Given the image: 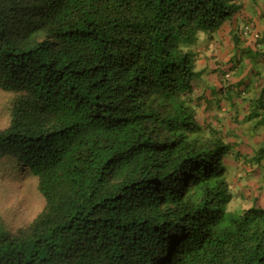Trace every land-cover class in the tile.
Masks as SVG:
<instances>
[{
	"label": "trees",
	"instance_id": "1",
	"mask_svg": "<svg viewBox=\"0 0 264 264\" xmlns=\"http://www.w3.org/2000/svg\"><path fill=\"white\" fill-rule=\"evenodd\" d=\"M238 1L0 0V200L19 182L42 204L0 214V264H264V205L238 189L264 152L223 124L264 122V78L244 109L238 52L217 62L235 94L196 80ZM252 25L234 41L257 52Z\"/></svg>",
	"mask_w": 264,
	"mask_h": 264
},
{
	"label": "crops",
	"instance_id": "2",
	"mask_svg": "<svg viewBox=\"0 0 264 264\" xmlns=\"http://www.w3.org/2000/svg\"><path fill=\"white\" fill-rule=\"evenodd\" d=\"M239 7L238 11L227 19L223 23L222 30L216 33L214 36H217V39H209L208 36H202L198 39L194 47L199 53L198 61H197V69L201 72L197 80V85H200V91L206 85H216L218 88H221V92L224 94L233 93L235 91L232 87H230L229 82L222 81L221 75L218 70L217 62L220 60L228 61L232 57H236V53H239V58L242 59V64L245 66L248 65L250 68L248 73L243 72L242 68L235 73V76L232 77V81L244 80L250 84L248 93L243 92L247 96L244 100H240L239 106L241 109H244L250 104L258 103L257 98L260 97L262 92V78H264V0H240L238 1ZM252 21L257 29L261 32L263 39L261 41V46L259 50L251 51L248 48L247 44L243 40H239V43H235L234 38L236 32L234 34L233 30H237L238 28H242L247 21ZM223 37V38H221ZM224 39V40H222ZM220 40V41H219ZM250 77V79H249ZM210 94V93H209ZM226 108V107H225ZM224 111V109H223ZM245 112V110H243ZM247 112V111H246ZM223 112H221L222 114ZM242 113V111H241ZM255 118L251 119L247 122H223L224 128L226 131H229L228 140L236 143V147L233 149L235 152H244L249 153V151H245L244 148L249 146L250 152H253V155L264 152V122H255ZM234 128V129H233ZM230 131L232 133H230ZM239 143V144H238ZM237 152V153H238ZM236 161H230L228 166L233 168L235 167L234 174H240V170L242 166L239 165ZM260 167H257L259 170L256 173V180L251 179L248 183L255 185L254 181H258L264 174L261 172L260 168H264V160L263 164ZM236 180V178L234 177ZM233 179V180H234ZM253 180V182H252ZM261 180V181H262ZM244 180L238 183V189L243 186ZM263 182V181H262ZM258 183V182H257ZM264 184V182H263ZM236 189V190H238ZM256 192L260 195L259 204L264 205V189L259 190L255 188ZM254 190V191H255ZM256 193V194H257Z\"/></svg>",
	"mask_w": 264,
	"mask_h": 264
},
{
	"label": "rangeland",
	"instance_id": "3",
	"mask_svg": "<svg viewBox=\"0 0 264 264\" xmlns=\"http://www.w3.org/2000/svg\"><path fill=\"white\" fill-rule=\"evenodd\" d=\"M200 120L202 122H208V121H205L204 119H200ZM214 120H215V118H214ZM244 150L249 151L247 156L253 155V152H250L249 146L245 147ZM233 153H235V152H233ZM255 165L258 167L261 166L258 164V162H255ZM260 170L264 174V168L261 167ZM21 172H22V170L17 172L16 174H20ZM258 172H259V170H257L256 173H258ZM233 174H234L233 168L229 167V170H228V173L226 176L228 177L229 180H231V183L233 182V176H232ZM241 174L242 173H240V175ZM18 179L19 178H17V180L15 179V180L18 181ZM251 179L256 180V176H254V175L249 176L248 175L247 178L245 177L243 185L245 187H247V185H249L247 182L251 181ZM263 179H264V177H263ZM253 180H252V182H253ZM257 180L258 181H254V183H255L254 186H255V188L258 189L260 187V185L261 186L263 185L264 180H262V177L260 180L258 177ZM17 183L15 184L17 186L15 193H14V191L10 195H6L7 194L6 193L4 195V197L1 198V200H0V214H2L4 217L8 218L9 220L12 219L15 221H17V220L26 221L32 216L33 213H36V211L42 206V204H41L40 198L38 196H36V194L34 193L33 190L28 191V187H29L28 183H27L28 185L25 183H19V182H17ZM262 189H264V187H262ZM239 200H240V198L234 199L231 202V204L229 205L230 208H233V209L239 208Z\"/></svg>",
	"mask_w": 264,
	"mask_h": 264
},
{
	"label": "built area",
	"instance_id": "4",
	"mask_svg": "<svg viewBox=\"0 0 264 264\" xmlns=\"http://www.w3.org/2000/svg\"><path fill=\"white\" fill-rule=\"evenodd\" d=\"M243 31L245 35H248V36L252 35V37H255V38H258L260 35L259 32L253 27L252 24L245 25Z\"/></svg>",
	"mask_w": 264,
	"mask_h": 264
},
{
	"label": "clouds",
	"instance_id": "5",
	"mask_svg": "<svg viewBox=\"0 0 264 264\" xmlns=\"http://www.w3.org/2000/svg\"><path fill=\"white\" fill-rule=\"evenodd\" d=\"M245 26V25H244ZM244 26H243V28H244ZM257 28V27H256Z\"/></svg>",
	"mask_w": 264,
	"mask_h": 264
}]
</instances>
